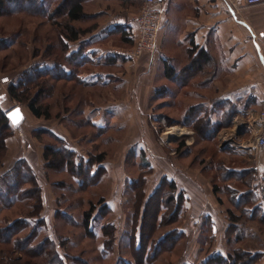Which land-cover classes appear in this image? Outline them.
<instances>
[{
  "label": "rangeland",
  "instance_id": "1",
  "mask_svg": "<svg viewBox=\"0 0 264 264\" xmlns=\"http://www.w3.org/2000/svg\"><path fill=\"white\" fill-rule=\"evenodd\" d=\"M60 1L45 0L51 10ZM131 2L140 4L139 0ZM92 9V4L85 2L86 12ZM74 24L81 29L90 27L85 20ZM60 33L64 34L62 26L43 14L18 12L0 17V104L7 111L20 105L26 113L19 128L5 139L0 176L15 169L20 159H26L36 172L42 193L37 215L30 214L31 205L18 203L1 210L0 228L30 216V223L39 225L31 244L39 246L47 235L56 242L53 253L47 255L37 247L33 253H25L26 241L20 246L21 252L12 243H0V264H117L119 258L128 262L125 264H201L212 254L235 249L263 252L257 253L254 264H264V221L250 219L249 209L256 201H249V193H245L260 178L248 170L237 179L239 175L232 170L251 165L248 156L240 155L231 143L233 136L242 140L245 134L232 122L209 137L203 119L194 126L185 122L186 110L202 101L203 90L197 81L192 89L169 83L173 90L170 96L154 94L150 105L142 104V109L131 97L138 92L140 74L135 71L137 80L129 84L130 88L89 87L75 77L39 78L26 94L28 101L10 99L8 83H2V77H10L11 82L25 77V70L33 64L41 65L47 54L52 56L50 59L69 64L68 48ZM100 44L112 50L134 47V42L127 44L121 33L110 35ZM145 56L123 59L128 62L123 65L108 61L98 69L125 74L127 67L135 70L134 64ZM127 93L131 98L129 107L125 112L119 110L114 119L107 110L116 109L112 104ZM37 97L38 104L49 108L50 118H37L30 112L28 102ZM89 109L98 110L95 117L87 118ZM173 126L181 130L169 132ZM37 129L49 130L64 141ZM183 140L186 147L179 148ZM63 144L75 151L78 164L100 153L105 154V160L94 161L90 175H82L86 180H78L59 161H53L52 166L46 163V148ZM14 176L21 179L20 174ZM166 178L175 181L176 195L183 194L179 211V199L169 201L173 189ZM26 186L33 190L32 185ZM258 186L261 191L263 186ZM238 199L240 205L235 204ZM92 206L96 219L91 225L93 234H88L83 226L84 213ZM17 229L19 239L32 231L21 222L15 224L14 231ZM234 236L242 238L229 242Z\"/></svg>",
  "mask_w": 264,
  "mask_h": 264
},
{
  "label": "crops",
  "instance_id": "2",
  "mask_svg": "<svg viewBox=\"0 0 264 264\" xmlns=\"http://www.w3.org/2000/svg\"><path fill=\"white\" fill-rule=\"evenodd\" d=\"M139 1L137 6L131 0H88L93 9L88 12L91 15L85 21L96 27L80 40L70 42L68 51V54L80 53V57L86 61L78 67L63 63V68L67 72L76 71L82 80L80 82L89 87L113 85L119 89L127 86L130 88L129 84L137 80L134 71L139 73L137 96L131 97L142 109V104L150 105V99L157 88L169 86V83L176 85L174 80L166 76L160 79L159 74L165 75L167 61L178 71L187 67L194 57L189 49L195 43L197 51L204 48L208 52L209 61L202 60L199 73L182 87L192 89L193 83L197 81L198 87L203 90L202 102L207 104L224 98L238 106L248 101V108L240 111L233 119L245 134L240 139L249 137L252 132L261 131L260 113L264 110V5L247 6L245 0H168L157 51L153 55L146 54L141 62L134 64L135 70L127 67L125 74L99 70V66L108 64V61L123 65L122 63L127 62L124 60H129L117 52L122 48L113 51L100 42L107 40L112 34L124 33L125 26L131 27L135 32L133 18L143 6L142 0ZM111 46L114 45L111 43ZM42 63L51 65L52 61L43 59ZM121 97L123 98L116 99L118 102L112 104L116 109L107 110L114 119H117L120 111L129 107L131 101L128 93ZM97 111L89 109L87 118L95 117ZM23 112L26 117L24 110ZM56 133L66 138L63 133ZM238 152L244 157L248 156L251 165L248 168L234 169H249L259 176L260 179L251 188L252 197L256 201L255 205L264 203V148ZM259 183L263 186L261 191Z\"/></svg>",
  "mask_w": 264,
  "mask_h": 264
},
{
  "label": "trees",
  "instance_id": "3",
  "mask_svg": "<svg viewBox=\"0 0 264 264\" xmlns=\"http://www.w3.org/2000/svg\"><path fill=\"white\" fill-rule=\"evenodd\" d=\"M88 0H62L60 1L54 9H50L47 7L45 0H0V17L6 14L18 13V12H28L31 14H43L46 15L48 19H50L54 24L61 25L64 29V34H61V39L65 43L69 51V43L74 42L76 40H80L82 36H85L89 31L94 29L96 25H92L87 29L78 28L74 23L79 21H84L90 17L91 14L86 12L85 10V2ZM124 1V0H122ZM126 1V0H125ZM21 3H26L21 6ZM18 4V5H17ZM20 4V5H19ZM61 17H64L63 20H60ZM134 31H132L131 27L125 26V32L122 33L124 39H126V43L130 44L134 42ZM198 46L194 43L193 46L189 49L190 52L194 55L192 61L189 62L188 66L183 70L178 71L176 68L167 61L165 64V76L168 79L174 80L177 86L182 87L191 77L197 75L199 73V69L202 67V60L209 61L208 52L203 48L198 50ZM66 53V58L69 61V65L80 66L83 65L86 61L83 57H80V53ZM196 53V54H195ZM44 60L52 61L51 65L46 64H33L27 70H25L24 76H20L16 81L9 80L8 83V94L10 99L19 102H26L28 91L31 90L32 85H34L36 79L43 78H77L78 81H82L79 76L76 74V71L67 72L63 68V61L57 59H50L52 56L47 54ZM68 64V63H67ZM26 73L28 75H26ZM28 78V79H27ZM40 81V80H39ZM37 82V80H36ZM84 83V82H82ZM32 84V85H31ZM172 88L169 86L159 87L157 88L155 95L157 96H170L173 93ZM39 97L35 100H31L28 102V108L30 112L37 118L45 117L50 118V111L48 107H45L43 104H38ZM250 103L242 104L238 106L230 99H218L212 101L210 104L204 103L202 101L197 104L191 105L186 112L185 122L188 124L196 125V123L203 119L205 126L209 127L207 131V136L215 135L221 128L229 126L232 124L235 116L239 114L240 111L248 108ZM7 110H5L0 104V157L5 152L4 142L6 137L11 135L20 125L15 126L10 118L7 115ZM39 132L49 133L54 136L58 141L63 142L64 140L60 137H57L55 133L46 130V129H37ZM38 137V134H36ZM208 137V139H209ZM54 147V146H53ZM52 146H48L45 150L44 157L46 159V163L49 166H52L51 163L53 161H59L63 166H65L68 171L72 173L74 177H77L78 180H86L82 175H86L92 169V165L94 161L101 163L105 160V154L100 153L96 155L94 158L87 160L85 163L81 161L79 164L76 162V154L75 151L68 147L66 144H63L60 148H53ZM186 143L183 140L179 143V148H185ZM20 164L15 167V169L9 170L5 174L0 176V214L1 210L6 209L8 207H12L18 203H25L31 205L32 212L31 215H37L36 208L41 206L42 204V193L39 190L38 179L35 170L31 167L26 159H20L18 161ZM61 165V166H62ZM23 170V171H22ZM239 176L237 179H242L247 173H251V170H235L232 169ZM249 170V171H248ZM20 174L21 179L16 180L14 175ZM88 176V175H87ZM165 182H168L169 186L173 189L169 192V201L175 200V197L178 198V211L183 206V194L179 193L176 195L174 190L177 189L176 183L174 180H168L166 178ZM26 185H32V189L26 188ZM248 200L255 201L252 197V189L249 188L248 192ZM242 195V194H240ZM235 200V198H234ZM235 202L236 205H240L241 201ZM247 200V199H246ZM262 204V203H261ZM261 204L254 205L249 210L251 211L249 214L250 219L259 218L260 221H264V208H262ZM247 210V209H246ZM95 207L92 206L89 210L84 213V221L83 226L86 229L88 234H93L92 231V221L96 219L94 217ZM243 212V211H242ZM29 214V215H30ZM234 216V214L232 213ZM32 217H24L19 218L13 222L8 223L6 226L0 228L2 232H8V236L0 235V243H12L15 247V250L21 252L23 248H20L22 242H27L24 247V252L33 253L35 251V247L43 250V254L47 255L50 252L53 253L54 241L51 240L50 236H46L43 241L40 242L39 246L32 245V240L36 235V232L39 230V225H32L30 223V219ZM232 220H236L235 217ZM1 221V219H0ZM40 221V220H39ZM17 222H21L26 227H31L32 231L29 236L25 239L16 238L17 231H14L15 224ZM107 224L104 225L103 230L107 228ZM1 227V225H0ZM212 227L210 230L212 231ZM213 232V231H212ZM242 236H234L233 238H229V242H239ZM257 253H263L261 251ZM257 253H252L248 251H244L242 249H235L234 252L225 253H215L210 255L208 258L202 261L201 264H254L257 262ZM58 255V254H57ZM55 256V254H54ZM56 260L60 262L58 256H55ZM128 263L123 258H119L117 264H125ZM61 264V263H60Z\"/></svg>",
  "mask_w": 264,
  "mask_h": 264
},
{
  "label": "built area",
  "instance_id": "4",
  "mask_svg": "<svg viewBox=\"0 0 264 264\" xmlns=\"http://www.w3.org/2000/svg\"><path fill=\"white\" fill-rule=\"evenodd\" d=\"M167 1L168 0H142L143 6L133 18L136 28L134 32V47L131 49L119 50L117 51L118 53L123 54L129 60H136L142 55H153L157 51L158 36L166 17ZM245 2L247 6L264 5V0H245ZM9 80L10 77L8 76L1 78L2 83H7ZM260 119L262 130L259 132H252L249 139L235 140L233 136V142L231 143L238 151L245 153L252 149L264 148V110L260 113ZM237 127L236 125V128Z\"/></svg>",
  "mask_w": 264,
  "mask_h": 264
},
{
  "label": "water",
  "instance_id": "5",
  "mask_svg": "<svg viewBox=\"0 0 264 264\" xmlns=\"http://www.w3.org/2000/svg\"><path fill=\"white\" fill-rule=\"evenodd\" d=\"M19 109V113H20V119H19V123H15L13 122V114L16 112V110ZM7 115L8 117L10 118L11 122L17 126V125H20L23 121H24V118H25V114L22 110V107L20 105H16L14 106L12 109H10L8 112H7Z\"/></svg>",
  "mask_w": 264,
  "mask_h": 264
},
{
  "label": "snow or ice",
  "instance_id": "6",
  "mask_svg": "<svg viewBox=\"0 0 264 264\" xmlns=\"http://www.w3.org/2000/svg\"><path fill=\"white\" fill-rule=\"evenodd\" d=\"M19 119H20V113H19V109H17L16 112L13 114V122L19 123Z\"/></svg>",
  "mask_w": 264,
  "mask_h": 264
},
{
  "label": "bare ground",
  "instance_id": "7",
  "mask_svg": "<svg viewBox=\"0 0 264 264\" xmlns=\"http://www.w3.org/2000/svg\"><path fill=\"white\" fill-rule=\"evenodd\" d=\"M181 127H176V126H174V127H170L169 128V132H171V133H174V132H176V131H178V130H181L180 129ZM166 134H167V132H166ZM181 134V133H180ZM172 136V135H171Z\"/></svg>",
  "mask_w": 264,
  "mask_h": 264
}]
</instances>
